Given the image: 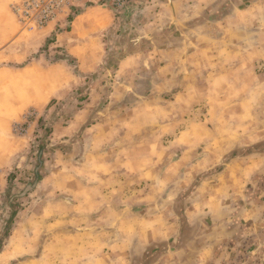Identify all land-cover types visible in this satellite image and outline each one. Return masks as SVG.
Instances as JSON below:
<instances>
[{
  "label": "rangeland",
  "instance_id": "374dc122",
  "mask_svg": "<svg viewBox=\"0 0 264 264\" xmlns=\"http://www.w3.org/2000/svg\"><path fill=\"white\" fill-rule=\"evenodd\" d=\"M26 1L11 5L34 48L20 65L62 61L81 83L38 115L0 122V146L17 142L15 167L0 170V251L18 250L7 264H151L175 253L186 211L208 212L228 160L264 151V0L82 1L43 25ZM87 7L98 27L78 25ZM22 211L24 239L8 241ZM147 219L168 241H147Z\"/></svg>",
  "mask_w": 264,
  "mask_h": 264
},
{
  "label": "crops",
  "instance_id": "0c3cea01",
  "mask_svg": "<svg viewBox=\"0 0 264 264\" xmlns=\"http://www.w3.org/2000/svg\"><path fill=\"white\" fill-rule=\"evenodd\" d=\"M12 3L13 0H0V122L3 118L23 117L31 112L38 115L51 100L62 99L69 90L81 83L62 61L44 66L40 59L33 58L20 65L34 52V48L24 46L21 35L17 34L19 28L11 11ZM92 8L87 7L86 11L78 15L83 17L78 25L93 23L98 27L102 23L91 11ZM46 30L50 32L49 27ZM260 34L261 30L257 31L258 37ZM261 51L258 53L261 54ZM79 55L84 59L87 57V54ZM125 61L124 58L121 63ZM60 131L59 128L55 129L56 137ZM2 140L0 170L5 175L15 167L17 142L12 143L10 137ZM216 178L220 180L219 184L209 188L207 193L213 199L208 212H205L203 204L198 206L197 212L189 214L188 211L187 214L186 211L189 218L179 247L173 254H159L151 264L159 260L168 263L169 259L172 260L170 264H264V151L232 157ZM6 179H0L1 188L6 186ZM47 181L48 178L44 176L38 188ZM204 183L199 185L196 193L202 191ZM95 204L97 207L104 205L99 202ZM23 214V211L18 213L12 223L8 241L24 239L23 230L27 229L28 224L23 221ZM144 226L152 230L146 236L147 241H168L170 236L165 225L156 227L149 220ZM16 251L10 244L5 245L0 251V264L11 261Z\"/></svg>",
  "mask_w": 264,
  "mask_h": 264
},
{
  "label": "built area",
  "instance_id": "2783aa9c",
  "mask_svg": "<svg viewBox=\"0 0 264 264\" xmlns=\"http://www.w3.org/2000/svg\"><path fill=\"white\" fill-rule=\"evenodd\" d=\"M82 1L96 2L99 0H27V8L33 12L34 20L38 25L46 24L55 12L65 6H74Z\"/></svg>",
  "mask_w": 264,
  "mask_h": 264
}]
</instances>
